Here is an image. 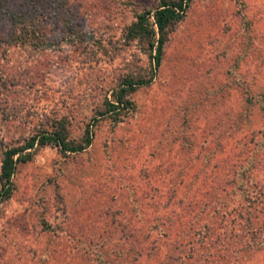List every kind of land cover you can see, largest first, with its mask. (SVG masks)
<instances>
[{
  "label": "rangeland",
  "instance_id": "obj_1",
  "mask_svg": "<svg viewBox=\"0 0 264 264\" xmlns=\"http://www.w3.org/2000/svg\"><path fill=\"white\" fill-rule=\"evenodd\" d=\"M157 3L0 0V151L54 119L71 139L91 132L81 151L16 164L0 264H121L136 247L132 264H264V0H190L131 109L100 116L124 75L150 69L124 31ZM12 10L59 43L9 44ZM75 32L90 39L65 44Z\"/></svg>",
  "mask_w": 264,
  "mask_h": 264
},
{
  "label": "trees",
  "instance_id": "obj_2",
  "mask_svg": "<svg viewBox=\"0 0 264 264\" xmlns=\"http://www.w3.org/2000/svg\"><path fill=\"white\" fill-rule=\"evenodd\" d=\"M189 1L158 0L155 7L144 9L136 15L134 21L127 25L124 31V38L126 40L137 39L138 45L142 46L145 52L148 53L151 66L144 75L141 73L124 75L110 89V98L105 97L103 99L102 109L98 111L100 116H106L113 121H117L121 115L131 109L132 102L129 95L139 87L151 82L154 75L153 70L159 65L162 47L167 41V33L172 25L184 18ZM6 13L9 21V30L6 36L9 44L40 50L48 49L59 43L58 39L50 37L46 32L42 31V27L47 23L44 19L40 20L35 14L30 15L22 10L6 11ZM88 39H90L89 35L75 32L68 39H65V44L82 42ZM62 119L51 120L49 124L38 127L33 133L26 134L22 138V142L1 149L0 202L8 199L12 193V175L16 164L30 159L33 149L51 145L56 147L59 152L66 154L81 151L90 144L91 132L89 129H86L83 139L79 141L71 139L67 135L66 126ZM154 225L144 228L145 230H136L135 235L138 237L139 242L146 240L147 236H150L151 228ZM154 229L157 230V227L154 226ZM209 234L210 231L208 233L204 232L202 237L207 238ZM136 250L133 251L131 256L128 249H126V252L122 251L123 253L121 254H124L122 255L124 260H128L130 264H132V261L133 263L138 261L139 256L142 254V249L136 247ZM176 259L177 256L175 258L167 255L161 264L177 262ZM124 260H122L123 264Z\"/></svg>",
  "mask_w": 264,
  "mask_h": 264
}]
</instances>
